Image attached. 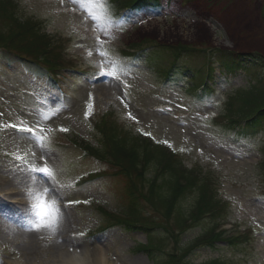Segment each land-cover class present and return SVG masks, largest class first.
I'll list each match as a JSON object with an SVG mask.
<instances>
[{
  "label": "rangeland",
  "instance_id": "1",
  "mask_svg": "<svg viewBox=\"0 0 264 264\" xmlns=\"http://www.w3.org/2000/svg\"><path fill=\"white\" fill-rule=\"evenodd\" d=\"M160 2L157 9L116 11L107 0L105 12L93 9L104 17L98 27L83 10L92 7L89 0L79 5L19 0L21 17L44 23V32L61 45L56 53L65 62L56 83L0 64V264H58V256L76 253H98L104 264H166L180 256L163 231L127 232L106 225L102 211L123 213L131 197L120 175L112 176L117 170L85 149L101 148L96 129L102 118L112 117L130 134L176 153L187 169L201 168L218 190L225 205L219 231L238 242L234 247L226 241L200 245L187 255L190 264H264V129L244 136L227 122L232 118L227 110L236 108L235 97L243 89L256 84L264 91V77L255 78L264 70L215 72L211 81L204 73L189 90L191 78L164 76L168 55L137 57L132 48L146 39L264 56V0ZM113 60L118 80L97 75L111 71ZM11 125L34 127L35 136ZM45 165L59 195L52 194L48 178L33 171ZM46 188V199L56 200L61 212L54 233L29 229L36 219V197ZM197 198H186V211ZM138 212L145 220L160 219L144 202ZM210 227L207 219L180 240L188 244ZM152 238L166 239L163 253L139 250ZM30 248L33 253L26 252Z\"/></svg>",
  "mask_w": 264,
  "mask_h": 264
},
{
  "label": "trees",
  "instance_id": "2",
  "mask_svg": "<svg viewBox=\"0 0 264 264\" xmlns=\"http://www.w3.org/2000/svg\"><path fill=\"white\" fill-rule=\"evenodd\" d=\"M19 4V0H0V64L11 69L22 68L35 78L46 77L48 81L56 83L59 77L57 70L65 62L56 53L57 47L61 45L54 44L55 41L44 32V23L21 17ZM110 4L116 11H141L158 8L161 2L110 0ZM132 48L136 52L133 56L137 57L155 53L168 55L170 63L164 76L176 80L191 78L193 83L192 87H187L189 90L198 85L197 80H194L198 75L205 73L212 79L216 67L222 71L252 70L255 67L251 68V65L264 68V57L261 55L254 54L250 62L241 53L218 48L161 45L146 39L133 44ZM257 79L260 81L262 78ZM255 85L239 93L235 97L236 108L227 110L232 116L227 121L230 127L244 136L264 129V91ZM99 123L101 126L96 130L102 137L101 148L90 146L85 151L88 156L105 161L108 168L116 169L118 173H111L112 176L120 175L131 197L123 213L102 211L106 225L127 232L143 230L168 234V241L174 240L176 253L180 250L181 254L171 256L166 264H190L187 255L203 244L212 246L226 241L228 246H235L237 239H226L227 236L221 233L214 235L213 229L222 222L221 214L225 205L219 199L212 179L201 168L187 169L176 153L140 135L130 134L113 117L110 121L102 118ZM195 194L198 196L196 204L186 211L183 206L186 198ZM142 202L152 207L160 219L150 221L141 218L138 211ZM207 219L212 220V227L200 237L188 244L180 240L188 230L200 227ZM150 234L158 236L157 233ZM165 245L166 239L157 241L152 238L147 244L140 245L139 250L163 253ZM205 264L220 263L211 261Z\"/></svg>",
  "mask_w": 264,
  "mask_h": 264
},
{
  "label": "snow or ice",
  "instance_id": "3",
  "mask_svg": "<svg viewBox=\"0 0 264 264\" xmlns=\"http://www.w3.org/2000/svg\"><path fill=\"white\" fill-rule=\"evenodd\" d=\"M70 3L79 5L81 0H69ZM89 3L92 5L90 8L83 9L86 14L89 16L90 19H92L94 22H97V26L99 27V22L104 18L102 15L96 14V12L93 11L94 8H99L101 12H105L107 9L110 8V5L107 3V0H89ZM138 22H143V19L141 18ZM106 24H110V20L105 21ZM98 39L99 44H103L102 40ZM101 55H105L104 53H100ZM117 65L118 62L113 60L111 62L112 70L108 72H102L97 75H104L107 77H112L114 80H118L120 77L117 75ZM95 79L96 77H92ZM91 105L89 106V113L91 112ZM87 115V114H86ZM38 123V122H37ZM12 128L16 129L20 133H28L32 136H35V130L34 127H19L17 128L16 125H11ZM62 131H67V129H61ZM38 141L42 140V137H36ZM44 155H47V153H44ZM51 159V157H49ZM34 172L42 173L43 177L48 178L50 181L49 187L51 188V192L53 195H59L56 187L53 186L55 183L53 172L51 169L45 165L41 168H35L33 169ZM49 192V189L46 188L44 190V193L36 197V203L33 205L35 210V221L29 226L30 230L40 231L42 229H48L52 231L53 233L56 231L58 219L61 215L60 209L58 207V203L56 200L48 201L46 199V196Z\"/></svg>",
  "mask_w": 264,
  "mask_h": 264
},
{
  "label": "bare ground",
  "instance_id": "4",
  "mask_svg": "<svg viewBox=\"0 0 264 264\" xmlns=\"http://www.w3.org/2000/svg\"><path fill=\"white\" fill-rule=\"evenodd\" d=\"M26 252L33 253L32 248H30V250ZM56 260L58 264H104L103 259L100 257V254L98 253L92 256H90L87 253H80V254L76 253L74 255L63 254L58 256ZM16 263L22 264L19 260H17Z\"/></svg>",
  "mask_w": 264,
  "mask_h": 264
}]
</instances>
